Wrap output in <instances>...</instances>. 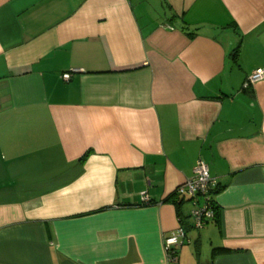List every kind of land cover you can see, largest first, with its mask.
<instances>
[{"label":"crops","instance_id":"1","mask_svg":"<svg viewBox=\"0 0 264 264\" xmlns=\"http://www.w3.org/2000/svg\"><path fill=\"white\" fill-rule=\"evenodd\" d=\"M257 68L264 0H0V264H264ZM198 160L201 228L173 194Z\"/></svg>","mask_w":264,"mask_h":264},{"label":"built area","instance_id":"2","mask_svg":"<svg viewBox=\"0 0 264 264\" xmlns=\"http://www.w3.org/2000/svg\"><path fill=\"white\" fill-rule=\"evenodd\" d=\"M62 77L68 80L70 74L64 73ZM262 78H264V69H255L243 82V89H249ZM215 184V180L210 176L208 165L204 161L198 160L195 164L193 177L176 186L173 191L177 197L188 198L192 202L193 207L190 215L196 228L205 226L214 217V210L211 207V190ZM141 199L143 202L149 201L145 193L142 194ZM186 241V234L182 227H178L164 237V250L170 261L176 259V250Z\"/></svg>","mask_w":264,"mask_h":264},{"label":"trees","instance_id":"3","mask_svg":"<svg viewBox=\"0 0 264 264\" xmlns=\"http://www.w3.org/2000/svg\"><path fill=\"white\" fill-rule=\"evenodd\" d=\"M190 35H192V34H190ZM238 55H239V46H236L235 48L231 49V52H230V56H231V58H232V60L234 62H237ZM215 193H216V191H214V189H212L211 190V194H212L211 207L214 210V217H213V219L211 221H213V220L218 221L219 220V216H220V209H219V206H218V204H217V202H216V200L214 198V194ZM182 199L181 200H175L174 202L176 204L178 203V205H180L181 202H182ZM226 252H228V251L226 249H224V248L215 247V248H213L211 255H212V257H215V256H218V255H221V254H225Z\"/></svg>","mask_w":264,"mask_h":264}]
</instances>
